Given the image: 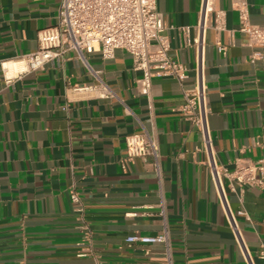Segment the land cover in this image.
I'll use <instances>...</instances> for the list:
<instances>
[{
  "label": "crops",
  "instance_id": "obj_1",
  "mask_svg": "<svg viewBox=\"0 0 264 264\" xmlns=\"http://www.w3.org/2000/svg\"><path fill=\"white\" fill-rule=\"evenodd\" d=\"M60 3L0 0V264H166L164 244L126 241L163 232L161 197L173 264H248L205 163L201 134L181 110L185 90L196 84L190 43L201 0H158L170 54L188 76H154L149 96L139 92L143 71L128 52L118 49L108 60L85 53L114 92L110 97L75 90L98 83L77 52L36 70L17 62L39 48ZM214 3L213 22L220 13L224 29L206 35V97L216 161L234 170L239 159L264 158V48L239 31L243 14L264 27V0ZM154 126L162 191L154 171L127 158L126 136ZM73 190L85 206L84 221L74 211ZM227 195L254 263L264 264V189L227 188ZM242 208L249 220L238 213Z\"/></svg>",
  "mask_w": 264,
  "mask_h": 264
},
{
  "label": "built area",
  "instance_id": "obj_2",
  "mask_svg": "<svg viewBox=\"0 0 264 264\" xmlns=\"http://www.w3.org/2000/svg\"><path fill=\"white\" fill-rule=\"evenodd\" d=\"M157 2L158 0H61L57 23L43 29L39 34V48L23 55L19 60L25 64L23 70H36L49 62L65 60L71 52H77L79 58L90 67L85 53L100 52L102 58L108 60L114 58L116 50L122 49L132 56L134 68L143 71V76L138 79L141 94L150 95L154 76H172L183 80L188 76L187 67L175 61L170 54L171 42L164 33L167 26ZM214 11V0H201L199 18L195 26L197 33L190 43L197 52L196 84L192 89L185 90V103L181 110L201 134L202 147L206 153L205 163L210 169L234 240L247 263L255 264L237 216L230 207L227 188L232 191L244 190L246 187L264 189V158L239 159L234 170L220 167L216 161L204 76L207 32L212 27L224 29L220 13H216L213 22ZM239 31L248 35L250 44L264 48V27L251 23L245 14L242 15ZM219 50L225 52L226 47L220 45ZM257 55L262 57L263 53L259 52ZM3 67L8 83L10 76L6 66ZM90 69L98 83L92 86H75V90H97L102 97L113 96L114 92L98 76V72L91 67ZM126 146L128 160L140 158L155 172L162 191V154L155 126L152 130L144 127L141 132L127 135ZM70 196L74 211L80 214V219L84 221L85 206L82 198L75 190L71 191ZM159 206L163 232L153 237L130 235L126 241L129 244L138 240L160 242L165 246L166 264H173L170 230L162 197ZM238 213L250 219L243 208ZM259 256L264 260V244L259 250Z\"/></svg>",
  "mask_w": 264,
  "mask_h": 264
},
{
  "label": "bare ground",
  "instance_id": "obj_3",
  "mask_svg": "<svg viewBox=\"0 0 264 264\" xmlns=\"http://www.w3.org/2000/svg\"><path fill=\"white\" fill-rule=\"evenodd\" d=\"M17 62L21 63V64L23 65V67L25 68V64H24L23 62H21V61H17ZM5 66H6V68H8L9 73H10V69H9V68H11L10 65H8V66H9V67H8L7 64H5ZM10 74H11V73H10Z\"/></svg>",
  "mask_w": 264,
  "mask_h": 264
}]
</instances>
